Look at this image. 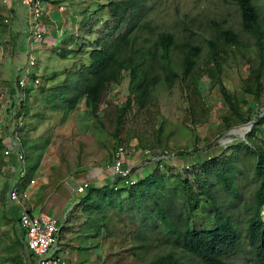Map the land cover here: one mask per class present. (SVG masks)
Returning <instances> with one entry per match:
<instances>
[{
  "label": "rangeland",
  "instance_id": "rangeland-1",
  "mask_svg": "<svg viewBox=\"0 0 264 264\" xmlns=\"http://www.w3.org/2000/svg\"><path fill=\"white\" fill-rule=\"evenodd\" d=\"M18 1L21 0H0V23L4 24V20L10 22L16 9L17 18L22 22L31 42L32 31L29 29L33 18L27 8ZM40 1L44 8L45 6L47 8L44 16L48 10L54 13V16L49 15V21L44 20L45 26L40 28L43 40L34 42L32 52L30 53L29 46L26 53L24 47L26 41L21 37L19 40L23 41L24 46L19 53V60L13 55L18 46H15V42L6 47L0 46V76L6 65L2 61L3 56L13 55L7 64L10 68L7 78L14 83L22 78L28 86L26 93L19 89L20 94L17 95L14 105L16 110H12L13 107L8 102L10 97L7 100L0 91V103L3 107L0 130H4L5 133L8 130V136L13 140L18 139L24 153L32 152L30 157L25 154V165L31 166V169L24 178H20L18 174L5 178L3 174L7 176L8 171L0 172V264H12L4 262L8 254L5 246L14 240L16 230H20L18 220L15 219L18 218V213L15 214L16 209L14 215L9 214L14 208L9 200L11 185L18 184L21 191L27 189L30 177H40L36 173L37 166L53 167V162L58 159L64 164L65 160H68L66 167L71 172L65 171L64 174L68 176L77 170L83 176V172L89 169H86L84 164L94 163L101 171L107 161L114 156L119 144L125 150L123 154L125 163L134 166L136 175L142 173L141 166L149 160L144 155L146 151L157 152L165 149L173 161L163 164L159 168V173L177 174L193 182L194 173L201 170V167H191L192 170L186 171L187 166L190 168L191 163L198 160L199 156L204 157L212 151L217 156L222 151L219 157L221 160L231 156L232 152L227 151V148L234 147L239 142L246 143V138L245 140L241 138L251 132L248 128H238L250 122L254 123L264 114V73L261 79L263 90L259 99L244 91L245 80L250 73L258 66H262L264 70V50L260 52L250 36L243 32L240 14L233 1L155 0L151 17L158 28L173 33L179 44L184 43V50L190 46L201 49L193 73L189 76L181 74L170 89H166L163 82L160 83L154 90L153 103L145 109L133 106L118 128L116 116L129 94V79L126 74L121 84H112L107 91L98 115L102 122L100 132L96 129L98 124L88 117L83 101L69 114L67 122L62 123L65 105L91 77V69H86L83 74L80 67L89 63L88 52L94 49L91 43L97 37L95 34L104 30V24L109 22L107 10H99V6L113 0ZM255 4L261 19L264 20V0H255ZM13 22L16 23V19ZM226 29L239 35L241 42L239 48L225 50L222 46L219 33ZM209 42L221 57H218L223 70L220 75L221 83L238 102H246L241 108L242 116L248 121L246 124L231 115L215 81L208 78L210 70L214 67L209 56ZM80 50L82 51L79 52ZM28 54H31L36 63L30 71L39 81L36 87L32 86L31 79L24 77L28 68ZM176 69L180 70L178 67ZM19 70L20 77L16 78ZM66 79L67 85L64 84ZM225 117L229 118L233 126L231 129H228L223 121ZM261 130H264V125ZM98 133L100 135H97ZM260 134L262 133L257 132L256 137L263 139L264 135L260 137ZM96 137L98 139H95ZM260 141L264 142V139H259ZM4 160L5 157L0 151V163ZM15 166L18 172L23 168L19 162L15 163ZM181 166L184 170L178 172ZM245 171L243 169L244 173ZM105 173L109 175L106 171ZM242 180L243 178L235 186L240 199L229 198L220 202V205L227 208L233 216L243 246L242 253L227 260L225 264H256L247 244L246 225L252 211L245 210L252 199L253 186H248L247 181L242 183ZM91 186L97 185L92 181ZM41 190L45 193L42 200L43 213L62 222L59 248L67 264H86L83 262L90 258L87 254L88 249L93 246L96 254L91 257L93 261L87 264H147L153 257L155 247L150 249L147 255L132 256V253L127 251L132 246L129 240L121 242L122 238L104 239L103 234L97 236L94 227L97 215L87 216L83 213L81 209L83 207L79 206L82 195H69L64 186H41ZM123 197L124 193L120 195V198ZM64 199H68L67 209L61 207ZM21 200L28 202V198ZM19 209L21 211V208ZM262 216L264 217V212ZM181 262L203 264L191 256H184Z\"/></svg>",
  "mask_w": 264,
  "mask_h": 264
},
{
  "label": "trees",
  "instance_id": "trees-1",
  "mask_svg": "<svg viewBox=\"0 0 264 264\" xmlns=\"http://www.w3.org/2000/svg\"><path fill=\"white\" fill-rule=\"evenodd\" d=\"M232 1L240 14L243 32L263 52L264 20L255 0ZM154 5L155 0H113L99 6V10H107L109 22L104 24V30L95 34L97 37L91 43L94 49L88 52L89 63L80 67L83 74L86 69H91V77L65 105L62 123L83 101L88 117L98 124L96 129L100 132L102 122L98 115L107 91L112 84H121L126 74L129 94L116 116L118 128L133 106L145 109L153 103L154 90L160 83L170 89L181 74L189 76L193 73L201 49L190 46L184 50V43L179 44L173 33L160 30L151 17ZM219 38L225 50L240 47L239 35L229 29L221 30ZM209 45L214 67L208 78L215 81L231 115L246 124L248 121L241 114L246 102H238L221 83L220 55L211 42ZM176 67L180 70L177 71ZM263 73V67L258 66L245 80V93L255 99H259L263 90ZM64 84L67 85V79ZM16 85L18 87V80ZM223 121L228 129L233 127L228 117ZM263 125L264 114L253 123L246 143L239 142L227 148L232 154L226 159L219 158L222 151L218 156L213 151L205 153L204 157L199 156L189 168L201 167L194 173L193 182L177 174L159 173V168L170 161L147 160V165L141 166L142 173H137L139 177L133 186L116 193L109 185L100 188L90 185L79 199V206L87 216L97 215L94 225L97 236L103 234L104 239L118 237L123 239L121 242L129 240L132 246L127 251L132 256L147 255L155 247L147 264H183L184 256L194 257L203 264H225L242 253L243 246L233 216L220 202L229 198L240 199L235 186L243 178L242 183L247 181L248 186H253L252 199L245 208L252 211L246 225L247 244L256 264H264V142H259L264 138L256 137L257 132L264 135ZM2 146L0 140V149ZM31 154L26 155L30 157ZM113 158L107 163L111 164ZM25 166L28 175L30 167ZM131 169L136 173L134 167ZM122 193L125 197L120 198ZM11 211L9 214L14 212ZM5 247L8 254L4 262L35 264L26 250L25 235L21 230H16L14 240Z\"/></svg>",
  "mask_w": 264,
  "mask_h": 264
},
{
  "label": "built area",
  "instance_id": "built-area-1",
  "mask_svg": "<svg viewBox=\"0 0 264 264\" xmlns=\"http://www.w3.org/2000/svg\"><path fill=\"white\" fill-rule=\"evenodd\" d=\"M21 4L27 8L28 13L33 18V22L30 23L29 29L32 31V40L29 42L31 46L29 51L31 53L34 42L43 40L40 28L43 27L42 17L45 11L44 4L40 0H21ZM60 9L61 8H59V10ZM35 65V59L31 54H28V68L26 76L24 77L31 79L33 87L39 84L38 79L33 77L30 72ZM19 89L23 92L28 89L26 81L22 78L18 80V87L16 90L18 91ZM2 110L3 107L0 103V123H2ZM15 141L16 142H11L8 150L5 149L4 157L10 158L13 156L16 163L19 162L23 165L20 172L16 171V168L13 172L18 174L20 178H24L26 176L25 157L20 143H18L17 139ZM124 153L125 150L123 146H119L114 152L112 163L106 167V171L111 175L110 183L115 184L114 182L119 180L115 190L124 187L127 188L135 184V180L132 178L131 168L125 163ZM145 154L151 155L150 152H145ZM168 156V152H163V154L158 153V160L167 158ZM90 182L91 181H84L77 185L75 193L83 194L90 186ZM34 183L33 180L29 181V185H34ZM21 198H27V190L21 191L19 186H13L10 190L9 200L17 208H21V211L18 212V226L25 235L26 250L35 261V264H67L59 248V238L63 230V225L55 218L45 213L31 214L24 208V202Z\"/></svg>",
  "mask_w": 264,
  "mask_h": 264
},
{
  "label": "crops",
  "instance_id": "crops-1",
  "mask_svg": "<svg viewBox=\"0 0 264 264\" xmlns=\"http://www.w3.org/2000/svg\"><path fill=\"white\" fill-rule=\"evenodd\" d=\"M18 2H16V4H18ZM53 7H54V5H53ZM49 15L54 16V13L51 12V10H48V12L44 16V20L49 21ZM15 19H16V23L13 22ZM7 22H8V20H4V24L2 23L0 25V46L6 47L8 44H14V42H15V46L16 45H18V46H17V50L15 51V53L13 55L16 56V58L19 60L20 59L19 53H20L22 47L24 46L23 41L19 40V39L22 37V39H24V41H26L24 47H25V52L27 53V50L30 46L29 40H28L29 36L26 35L27 31L25 30V28H23V24L20 21V19L17 18L16 9L14 10V14L11 17L10 22H8V23ZM8 53H9V51H8ZM13 55H7L6 54L5 56H3L2 61L6 65L4 66V69L1 72V76H0V78H1L0 79L1 80L0 91L6 96L7 100H8V97H10V100H8V102H10L9 104L13 107L12 110H16L15 109L16 107H14V105L16 104L15 99H16L17 95L20 94V91L16 90V87H15L16 83H14L13 81H10L7 78L9 76V69H10L7 66V64L10 63L9 62L10 58ZM9 66H11V65H9ZM20 71L21 70L18 71L16 78L20 77L19 76ZM5 78H7V79H5ZM0 125H1V123H0ZM9 128H11V127H9ZM7 134H8V130L6 131V133L4 130L3 131L0 130L1 144L4 145V147L2 146L3 148H1L0 151L2 152L3 156H4L5 149H7V150L9 149L8 147L11 145V142L12 141L16 142L15 141L16 139L13 140ZM17 141H18V139H17ZM24 150H25V147H24ZM65 162L67 164L68 160H65ZM15 163L16 162H15V159L13 156H11L10 158L5 157L4 162L0 163V172L4 173L5 171H8L7 176H6V174H3L5 176V178H11L12 175L15 176L14 172H13L14 168H16ZM66 164H64L63 162H60L58 159V160L53 162V167L48 166V167L44 168L41 166H37L36 173L40 177L39 178L30 177V179L33 180L35 183H34V185L28 184L29 187L26 189L28 202L23 201V202H25L24 208L27 209L31 214L43 213V211H42L43 210L42 200L44 198V195H43L44 192L42 190L40 191L41 186H46V187L47 186H53V185L64 186L65 191L67 193H69V195L70 194L75 195L76 194L75 189H76L77 185L81 184L84 181H93L98 187H101L102 185H105L111 179V175L105 170L109 174V175H107L105 173V171L103 170L104 168H102L100 171L98 169V167L95 166L96 164L91 163V162L84 164V167H86V169L87 168H89V169H87V170H85V172H83L84 173L83 176H81L82 174L80 172H78L77 170H75L72 173H69L68 176H66L64 174L65 171L71 172V170L66 167ZM79 164H81V163H79ZM93 166H95V167H93ZM29 167L31 169V166H29ZM52 182H53V185H52ZM49 189H50V187L47 190H49ZM62 202L63 203L61 204V207L67 209L68 208V206H67L68 199H64V200H62ZM15 209H16V213H18L20 211V209L17 207L12 208L13 211ZM67 214L68 213H66V216H67ZM93 248H94V246H93ZM93 248L88 249V253H87L90 257L87 259V262H90V263L93 261V258H91L92 255L95 256V254H96L93 251L94 250ZM87 262H83V263L87 264Z\"/></svg>",
  "mask_w": 264,
  "mask_h": 264
},
{
  "label": "clouds",
  "instance_id": "clouds-1",
  "mask_svg": "<svg viewBox=\"0 0 264 264\" xmlns=\"http://www.w3.org/2000/svg\"><path fill=\"white\" fill-rule=\"evenodd\" d=\"M20 3H21V1H19ZM45 11L47 10V8H46V6H45ZM64 9V8H63ZM44 11V12H45ZM42 24H43V26H45V24H44V14H43V17H42ZM17 81V80H16ZM16 89H17V85H16ZM253 126V125H252ZM252 129V128H251ZM251 131V130H250ZM249 131V132H250ZM247 135V134H246ZM245 138H246V136H245ZM245 140V139H244ZM22 147V146H21ZM134 149V148H133ZM147 152V151H146ZM163 152H167V150H164V149H162V150H157V152L156 151H150V153H151V155H146L145 153H144V155L151 161V162H155V161H162V160H165V161H173V158H171L170 157V154H169V156L167 157V158H165V159H160V160H158V153H160V154H163ZM169 153V152H168ZM23 154H24V152H23ZM109 164L107 163L106 164V166L104 167L105 169H106V167L108 166ZM128 165V164H127ZM144 165H147V163H145ZM130 168L131 167H134V166H131V165H128ZM186 168H188V169H186V170H189V167L187 166ZM179 169V168H178ZM132 170V169H131ZM184 170V167L183 166H181V169L179 170V172H182ZM136 173L134 172V173H132V178L135 180V182H136V180H137V178L139 177L138 175H135ZM14 175L16 176L17 174H15L14 173ZM26 176H27V170H26ZM31 180V179H30ZM110 181H111V179L105 184V185H109V186H111L112 188H113V191L114 192H123V190H122V188L121 189H117V190H115V187H116V181L114 182L115 184H113V183H110ZM91 183H92V181L90 182V185H91ZM29 184V183H28ZM14 186H18V184H16V185H14ZM102 186H104V185H102ZM101 186V187H102ZM13 187V186H12ZM11 187V188H12ZM95 187H97V188H100V187H98V186H95ZM126 188V187H125ZM25 190V189H24ZM23 190V191H24ZM85 193V192H84ZM83 193V194H84ZM83 194H77V195H79V196H81V195H83ZM14 206V205H13ZM14 207H16V206H14ZM19 208V207H18ZM64 220H66V217H65V219ZM61 224H62V222H60ZM65 258V257H64ZM65 260H66V258H65ZM67 263V262H66Z\"/></svg>",
  "mask_w": 264,
  "mask_h": 264
},
{
  "label": "water",
  "instance_id": "water-1",
  "mask_svg": "<svg viewBox=\"0 0 264 264\" xmlns=\"http://www.w3.org/2000/svg\"><path fill=\"white\" fill-rule=\"evenodd\" d=\"M252 125H253V122H250V123H248L247 125L241 126V127L238 128V129L248 128L249 131H250L251 128H252ZM233 130H234V129H233ZM241 139H245V137L243 136Z\"/></svg>",
  "mask_w": 264,
  "mask_h": 264
},
{
  "label": "bare ground",
  "instance_id": "bare-ground-1",
  "mask_svg": "<svg viewBox=\"0 0 264 264\" xmlns=\"http://www.w3.org/2000/svg\"><path fill=\"white\" fill-rule=\"evenodd\" d=\"M237 131V130H236Z\"/></svg>",
  "mask_w": 264,
  "mask_h": 264
}]
</instances>
